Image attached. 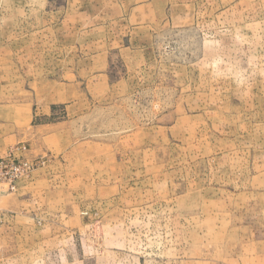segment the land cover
Returning a JSON list of instances; mask_svg holds the SVG:
<instances>
[{"label":"rangeland","instance_id":"obj_1","mask_svg":"<svg viewBox=\"0 0 264 264\" xmlns=\"http://www.w3.org/2000/svg\"><path fill=\"white\" fill-rule=\"evenodd\" d=\"M0 159V264H264V0H0Z\"/></svg>","mask_w":264,"mask_h":264},{"label":"built area","instance_id":"obj_2","mask_svg":"<svg viewBox=\"0 0 264 264\" xmlns=\"http://www.w3.org/2000/svg\"><path fill=\"white\" fill-rule=\"evenodd\" d=\"M11 172H14V173L17 172V168L15 167L14 163H9L5 160L0 159V183L1 185L5 184V180H6L5 176H7V174ZM13 176H16V175H13ZM10 180L11 179H8L6 180V182Z\"/></svg>","mask_w":264,"mask_h":264},{"label":"crops","instance_id":"obj_3","mask_svg":"<svg viewBox=\"0 0 264 264\" xmlns=\"http://www.w3.org/2000/svg\"><path fill=\"white\" fill-rule=\"evenodd\" d=\"M8 196L7 195H5V192H1V189H0V200L2 201V200H4V199H6ZM8 202L6 201V204H7Z\"/></svg>","mask_w":264,"mask_h":264}]
</instances>
